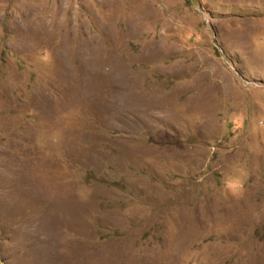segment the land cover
<instances>
[{"label": "rangeland", "instance_id": "374dc122", "mask_svg": "<svg viewBox=\"0 0 264 264\" xmlns=\"http://www.w3.org/2000/svg\"><path fill=\"white\" fill-rule=\"evenodd\" d=\"M0 264H264V0H0Z\"/></svg>", "mask_w": 264, "mask_h": 264}]
</instances>
